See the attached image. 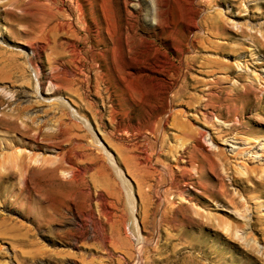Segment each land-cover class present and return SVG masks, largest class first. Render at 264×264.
<instances>
[{
	"label": "rangeland",
	"instance_id": "1",
	"mask_svg": "<svg viewBox=\"0 0 264 264\" xmlns=\"http://www.w3.org/2000/svg\"><path fill=\"white\" fill-rule=\"evenodd\" d=\"M161 1L0 0V264H264V223L259 224L264 194L252 189L257 178L253 173L251 180L232 183L233 177H245L243 168H264V0H240L236 9L227 1L215 9L200 7L199 27L191 33L169 0L174 24L168 34L153 23ZM218 8L227 22L210 39L224 43L220 58L246 76L237 80L232 74L204 100L200 90L216 69L218 56L206 49L210 47L201 20ZM126 9L137 17L135 31H128L133 42L153 40L179 67L176 72L167 64L169 73L150 76L171 79L169 95L182 81L190 85L172 111L140 103L147 88L135 74L152 61L164 60L154 48L145 46L139 63L123 71L117 67L115 36ZM173 26L179 29L174 36L186 57L174 50ZM241 41L239 56L245 63L238 66L230 49ZM246 72L258 74L257 79H248ZM251 81V87H243ZM192 93L196 99L190 98ZM173 108L184 111L173 114ZM228 126L230 132L218 137L214 128ZM200 129L201 137L195 134ZM238 147L249 150L238 157ZM64 155L66 170L55 172L52 167ZM71 170L78 176L71 178ZM220 187L227 189V197ZM226 218L231 219L229 230L223 226Z\"/></svg>",
	"mask_w": 264,
	"mask_h": 264
},
{
	"label": "bare ground",
	"instance_id": "2",
	"mask_svg": "<svg viewBox=\"0 0 264 264\" xmlns=\"http://www.w3.org/2000/svg\"><path fill=\"white\" fill-rule=\"evenodd\" d=\"M229 2V6L232 8V9H236V8H238L239 7V4H240V0H205L204 2H202V1H195V0H173V3H176V6H177V8H178V10H179V12L181 13V15H182V17H181V15H180V18H182V20H183V24L185 25V27H186V29H188L189 31H190V33L191 32H193L194 30H197L198 29V27H199V22H198V19H197V17H198V14L201 12V10H200V7H203V6H207V7H214V9H215V7H217V6H219V5H223V3L224 2ZM244 1V0H243ZM241 2H242V0H241ZM259 2V1H258ZM32 3V2H31ZM261 4V3H260ZM173 7H175V6H173ZM176 8V7H175ZM260 8V7H259ZM258 8V9H259ZM218 10H219V8L217 9V10H214L215 12L214 13H211L210 14V12L208 13L207 11V13L205 14V19L204 20H201V22L204 24L205 23V29H206V32H204V34H205V36H204V38H205V44H207V45H209V47H210V49L209 48H206V49H208V50H212V53L211 52H209V53H211V54H214V55H216V56H218V57H216V58H214L215 59V61H214V63L216 64L215 66H216V69L213 71V73L212 74H210V77H209V79H208V83H206V87L204 88L203 87V89L204 90H200V93L202 94L201 95V97H202V99L204 98V100H207V98H208V95L209 94H211L212 92H213V89L214 88H218L220 85H218V84H221V83H223V80H227L228 81V79H230V78H232V74H233V76L237 79V80H241L243 77H245L246 75H245V73H241V72H237V71H235L234 70V68H233V66H234V64L232 63H230V62H227V61H224V60H222L220 57H221V55H223V52H222V49L224 48V43H222V42H217V41H212L211 39V37H213V36H217V33H219V32H217V29H218V27H221V30H222V27L224 28V24H225V17H224V13L223 12H221L220 10H219V12H218ZM260 10V9H259ZM25 11V10H24ZM250 12H251V10H249ZM255 12V11H254ZM126 16H125V20H123V22H122V24H118L117 25V27H118V33H117V35L115 36V39H116V46H114L115 48H114V50L113 51H116V54H117V57H118V60H119V63L117 64V67H119L120 69V71L122 70L123 71V69H125L126 68V66H130V65H134V63H139L140 62V60H141V58H144L143 56L145 55V53L147 52V50L146 49H148V48H154V51H155V53L157 52V56H158V54L159 55H162L163 57H164V60H156V61H152V63L150 64L149 63V66L148 67H146V69H141L139 72H137L135 75H136V77H139L140 79H142L143 78V80L145 81V86H146V90H147V93H145L146 94V96L144 97V100L143 101H140V103H142L143 102V105H144V107H146V106H149L150 107V109H159V108H161V109H165V108H167V107H169L170 109L172 108V104L176 101V100H178L181 96H183V95H185L187 92H186V89L187 88H189L190 87V85L189 84H187L185 81H182L181 82V84L178 86V88L176 89V90H172L173 91V94H170L169 95V92L171 91V89L174 87H172L171 88V85H172V81H171V79H169V78H166V77H163L162 79H157V80H155V78L156 77H154V76H150V74H157V73H159V74H165V73H167L168 72V67H167V64L168 65H170V67H172L173 69H175V71L176 72H178V69H179V67L178 66H176L175 64H174V62L169 58V56H168V54L166 53V52H163V51H161L157 46H155V44H154V41L153 40H146V39H144V40H142V41H140V43L137 45L135 42H133V39H134V34H132L131 36H129L128 35V33L129 32H134L135 31V28H136V24H137V17H132V16H130V12H128L127 11V9H126ZM179 13V14H180ZM263 13V12H262ZM253 12H252V16H253ZM256 14V13H255ZM201 18V17H200ZM253 19V18H252ZM227 22V21H226ZM155 25H157L159 28H161L162 29V31L164 30V31H167V34L168 33H170V32H172L171 31V29H172V25L174 24V21L172 20V17H171V7H170V3H169V0H162L160 3H159V6H158V8H157V16H156V18L154 19V22H153ZM182 24V23H181ZM228 24V23H227ZM226 26V25H225ZM247 26V25H246ZM98 28V27H97ZM200 29V28H199ZM225 29V28H224ZM203 30V29H202ZM129 31V32H128ZM183 31V30H182ZM178 32H179V29L178 28H174V26H173V47H174V50L175 51H177V53H182V50H183V45H182V42L180 41V40H178V38H176L175 36H174V34H178ZM197 32V31H196ZM201 32V31H200ZM99 33V32H98ZM181 33V32H180ZM195 33V32H194ZM187 34V33H186ZM199 34V33H198ZM201 34H203V33H201ZM203 34V35H204ZM190 35V34H189ZM225 35V34H224ZM224 35H222V36H224ZM100 36H101V34H100ZM186 37V36H185ZM219 37V36H218ZM99 39H101L100 37H98ZM195 38H196V35L195 34H193L192 35V37L191 38H189V43H190V46L191 47H194V43H195ZM202 38V37H201ZM211 38V39H210ZM250 38H252V37H250ZM263 38H264V36H263ZM98 39V40H99ZM114 39V40H115ZM188 39V38H187ZM196 40H199L200 41V38L198 39H196ZM202 40H203V38H202ZM230 40V39H229ZM252 40V39H251ZM263 40V39H262ZM244 41V40H243ZM243 41H241V42H235V44H231L232 45V47H231V49H230V51L233 53L231 56L235 59V62H236V64L238 65V66H241V63H245V61L244 60H241V58H240V56H239V53H240V50L242 49V44H243ZM203 41H201V43H202ZM200 43V42H199ZM261 43V42H260ZM259 43V44H260ZM253 44H254V46H256L255 45V41L253 40ZM43 45V44H42ZM186 45H188V44H186ZM198 45H200V44H198ZM258 45V44H257ZM35 46V45H34ZM145 46L147 47L146 49H145ZM183 46V47H182ZM200 47V46H199ZM259 47V46H258ZM260 47H261V45H260ZM264 47V46H263ZM198 48V47H197ZM201 48V47H200ZM199 48V49H200ZM212 48V49H211ZM189 49V48H188ZM188 49H187V51H188ZM256 49H258V48H256ZM262 49V48H261ZM264 49V48H263ZM40 50H42V49H40ZM207 50V51H208ZM149 51V50H148ZM151 51V50H150ZM150 51L147 53V54H149L150 53ZM153 51V50H152ZM224 51V50H223ZM262 51V50H261ZM35 52V51H34ZM189 52V51H188ZM198 52V51H197ZM242 52V51H241ZM33 53V52H32ZM95 53V52H94ZM192 53H193V51H192ZM192 53H190V54H192ZM253 53L254 52H251V55H253ZM39 54V53H38ZM114 54H115V52H114ZM183 54V53H182ZM189 54V53H188ZM187 54V55H188ZM189 54V55H190ZM199 54V53H198ZM149 55H151V54H149ZM183 55H185V54H183ZM197 55V54H196ZM200 55V54H199ZM228 55H230V54H228ZM152 56V55H151ZM150 56V57H151ZM156 56V55H155ZM114 57H116L115 55H114ZM159 57V56H158ZM185 57H186V55H185ZM208 58L207 59H209V61H211L212 62V56H207ZM254 57V56H253ZM152 58V57H151ZM117 58H115V60H116ZM182 59H184V58H182ZM190 59V58H189ZM205 59V58H204ZM29 60H30V62H31V57H29ZM114 60V61H115ZM154 60H155V58H154ZM184 61V60H183ZM182 61V62H183ZM199 61V60H198ZM124 62V63H123ZM117 63V62H116ZM205 63V62H204ZM249 63V62H248ZM15 65H16V68L18 69V68H20V65H18L17 63H14ZM186 64H188V63H186ZM197 64V63H196ZM113 65V64H112ZM119 65V66H118ZM137 66V65H136ZM165 66H166V68H165ZM184 66H185V64H184ZM190 66H191V63H190ZM243 66V65H242ZM245 66V65H244ZM195 67V66H194ZM246 67V66H245ZM254 67H257V65H254ZM188 68H190V67H188ZM258 68V67H257ZM256 68V69H257ZM54 69V68H53ZM52 69V70H53ZM170 69V68H169ZM181 69V68H180ZM183 69V68H182ZM181 69V70H182ZM191 69V68H190ZM114 70V69H113ZM213 70V69H212ZM143 71H146L147 73H142ZM180 71V70H179ZM191 71V70H190ZM67 72V71H66ZM66 72H64V74L67 76V74H66ZM127 72V71H126ZM173 72V71H172ZM119 73V72H118ZM169 73V72H168ZM247 73V72H246ZM98 74V77H102L103 76V74L100 72V73H97ZM107 74V73H106ZM171 74V73H170ZM190 74V73H189ZM248 74V79L249 78H251V80L252 81H255L256 79H257V77H258V74H255V75H253V76H250L249 75V73H247ZM253 74V73H252ZM55 75V74H54ZM173 75V74H172ZM178 75H180V74H178ZM182 76H183V74H181ZM245 75V76H244ZM52 76L53 75H50V80L52 81L53 79H52ZM181 77V76H180ZM175 78V77H174ZM189 78V77H188ZM2 80H3V78H2ZM55 80V79H54ZM142 80V81H143ZM181 80V79H180ZM242 81H244V80H242ZM252 81H251V83H246V84H244L243 85V87L244 88H247V87H251L252 86ZM71 82V81H70ZM69 82V83H70ZM101 82V81H100ZM178 82V81H177ZM192 82V81H191ZM206 82V81H205ZM226 82V81H225ZM224 82V83H225ZM174 83H175V81H174V79H173V85H174ZM194 83V82H193ZM197 83V82H196ZM200 84V83H199ZM203 84V83H202ZM143 85H144V83H143ZM177 85V84H176ZM205 85V84H204ZM216 85H218V86H216ZM222 85V84H221ZM231 85V84H230ZM236 85V84H235ZM234 84H232L231 85V88H232V90L233 89H235V88H237L236 86H235ZM55 86V85H54ZM193 87H194V85H192ZM215 86V87H214ZM193 87H191V88H193ZM222 87H224V86H222ZM57 88V86H55L54 87V91H56L55 89ZM109 88V87H108ZM144 88V87H143ZM201 88V87H200ZM241 88V87H240ZM58 89V88H57ZM122 89V88H121ZM145 89V88H144ZM143 89V90H144ZM194 89H197V87H195ZM223 89V88H222ZM238 89V88H237ZM108 90V89H107ZM231 90V89H230ZM237 91V90H236ZM216 92H217V90H216ZM239 92V91H238ZM214 93V92H213ZM231 93V92H230ZM216 94V93H215ZM219 95V94H218ZM191 97V99H196L197 98V95H195V94H191L190 95ZM189 97V96H188ZM199 97V96H198ZM201 97H199V98H201ZM219 97V96H218ZM151 98H154L155 100H154V102H153V104H151ZM204 100H202V103H203V101ZM199 101V99L197 100V102ZM177 102V101H176ZM179 102V101H178ZM209 102V101H208ZM199 103V102H198ZM201 103V102H200ZM210 103V102H209ZM213 103V102H212ZM192 104V103H191ZM214 104V103H213ZM141 105V104H140ZM175 105V104H174ZM201 105V104H200ZM215 105V104H214ZM148 107V108H149ZM174 108H175V106H173ZM189 107V106H188ZM197 107H199V106H197ZM197 107H195V108H197ZM173 108V114H177V113H182L184 110L182 109V110H177V109H174ZM194 108V107H193ZM211 108V107H210ZM218 108V107H217ZM125 109H126V107H124V109H122L124 112H126L125 111ZM197 110V109H196ZM205 110H206V108H205ZM214 110V109H213ZM212 110V111H213ZM217 110V109H216ZM219 110V109H218ZM116 111V110H115ZM152 111V110H151ZM170 111H172V109L170 110ZM211 111V112H212ZM215 111V110H214ZM117 112V111H116ZM187 112V111H186ZM211 112H209V113H211ZM111 113H112V115L114 114V109H112L111 110ZM150 113H152V112H149V114ZM164 113V112H163ZM203 113H205L204 111H203ZM207 113H208V111H207ZM165 114V113H164ZM213 114V113H212ZM218 114V113H217ZM216 114V115H217ZM71 115L72 116H75L74 115V113H71ZM170 116H172L171 114H169ZM181 115V114H180ZM214 115V114H213ZM204 116V115H203ZM206 116V115H205ZM204 116V117H205ZM218 116H219V114H218ZM173 117V116H172ZM217 117V116H216ZM75 118H76V116H75ZM124 118V117H123ZM165 118H167V117H165ZM175 118V117H174ZM213 118V117H212ZM219 118V117H218ZM71 119V118H70ZM158 119V118H157ZM160 119V118H159ZM158 119V120H159ZM170 119V118H169ZM206 119V118H205ZM204 118H203V120H205ZM211 119V118H210ZM167 120V119H166ZM117 121V120H116ZM160 121V120H159ZM232 121H234V120H232ZM168 122V121H167ZM176 122V121H175ZM181 122V121H180ZM180 122H179V124H180ZM184 122V121H183ZM207 122H209V121H207ZM212 122V121H211ZM214 123H212V125H214L215 124V121H213ZM236 122V121H235ZM238 122V121H237ZM74 123H77V122H75L74 121ZM160 123V122H159ZM174 123V122H173ZM182 123V122H181ZM183 124V123H182ZM181 124V125H182ZM227 124V123H226ZM171 125H172V122H171ZM208 125V124H207ZM211 125V124H210ZM211 125V126H212ZM236 125V124H235ZM156 126V125H155ZM183 126H185V125H183ZM215 126V125H214ZM217 126V125H216ZM218 126H219V124H218ZM164 127V126H163ZM181 127V126H180ZM235 127V126H234ZM208 128H209V126H208ZM227 128V127H226ZM231 126H228V128L227 129H225L224 127H215L214 129H216L217 130V135H218V137H221L222 139H223V137L224 136H226L229 132H230V130H231ZM158 129H160L159 127H158ZM189 129V128H188ZM185 130V129H184ZM206 130V129H205ZM60 131V130H59ZM187 131V130H186ZM189 131V130H188ZM183 132V131H182ZM157 133V132H156ZM184 133V132H183ZM186 133V132H185ZM192 133H193V131H192ZM153 134V133H152ZM196 136H197V134L201 137L204 133H203V131H201V129L200 130H198V131H196ZM207 134H208V132H207ZM206 134V135H207ZM166 135V134H165ZM211 135V134H210ZM162 137V136H161ZM205 137V136H204ZM215 137H216V135H215ZM229 137V136H228ZM228 137H226V138H228ZM171 138V137H170ZM199 139H201V138H199ZM202 139H205V138H202ZM245 139V138H244ZM192 140V139H191ZM210 140H214V135L212 134L211 136H210ZM248 140V139H247ZM249 140H250V138H249ZM248 140V141H249ZM252 140V139H251ZM198 141V140H197ZM204 141V140H203ZM215 141V140H214ZM213 141V142H214ZM251 142V141H250ZM199 143V142H198ZM197 143V144H198ZM245 143V142H244ZM193 144V143H192ZM191 144V145H192ZM248 144H249V142H248ZM247 144V145H248ZM166 145V144H165ZM170 145V144H169ZM174 145V144H173ZM250 145V144H249ZM167 146V145H166ZM185 146V145H184ZM183 145H182V147H184ZM193 146H194V144H193ZM199 146V145H198ZM264 146V145H263ZM262 146V147H263ZM170 147H171V145H170ZM176 147V146H175ZM188 147V146H187ZM197 147V146H196ZM163 148H165V147H163ZM169 148V147H168ZM173 148V147H172ZM179 148V147H178ZM184 148H186V147H184ZM191 148H192V146H191ZM199 148V147H198ZM240 147H238V149L236 150V152L234 153V154H236V156L238 155V157H239V155L241 156V154H242V152L243 151H245V150H249L248 149V147H243V150H240L239 149ZM252 148H253V146H252ZM170 149V148H169ZM176 149V148H175ZM181 149V148H180ZM183 149V148H182ZM181 149V150H182ZM195 149V148H194ZM245 149V150H244ZM160 150V149H159ZM161 150H164V149H161ZM167 150V149H166ZM165 150V151H166ZM173 150V152H174V148L172 149ZM177 150V149H176ZM175 150V151H176ZM196 150V149H195ZM203 151V150H202ZM251 151V150H250ZM159 152H161V151H159ZM171 152V151H170ZM201 152V151H200ZM214 152H215V150H214ZM163 153L165 154L166 152H164L163 151ZM162 153V154H163ZM176 153V152H175ZM194 153V152H193ZM202 153V152H201ZM216 153H218V154H220L221 153V151L220 150H217V152H215V154ZM245 153V152H244ZM167 154H168V152H167ZM213 154V156H214V153H212ZM222 154H223V152H222ZM248 154V153H247ZM169 155V154H168ZM173 155V154H172ZM171 155V156H172ZM195 155V154H194ZM199 155V154H198ZM211 155V154H210ZM244 155V154H243ZM170 156V155H169ZM174 156V155H173ZM178 156V155H177ZM220 156V155H219ZM227 156V155H226ZM225 155H224V157H226ZM245 156H248V155H245ZM68 157V156H67ZM66 157V158H67ZM175 157V156H174ZM181 157H183L182 155H181ZM217 156H215V158H216ZM221 157H223V155L222 156H220V158ZM242 157V156H241ZM240 157V158H241ZM69 158V157H68ZM180 158V157H179ZM178 158V159H179ZM247 158V157H246ZM212 159V158H211ZM224 159H226V158H224ZM227 159H230V158H228L227 157ZM233 159V158H232ZM244 159V158H243ZM64 160H66L65 159V155H64V157H61V159L58 161V163H56V165L54 166V167H52L53 168V170L55 171V172H64L66 169L64 168V166H63V161ZM184 160V159H183ZM188 160H189V157H188ZM206 160V159H205ZM209 160V159H208ZM212 160H214V158L212 159ZM219 160V159H218ZM217 160V161H218ZM237 160V159H236ZM173 161V160H172ZM175 161V160H174ZM187 161V160H186ZM190 161V160H189ZM207 161V160H206ZM216 161V160H215ZM226 161V160H225ZM225 161L223 160V161H221V162H223V163H225ZM232 161V160H231ZM238 161V160H237ZM242 161V160H241ZM178 162V161H177ZM210 162V161H209ZM214 162V161H213ZM220 162V161H219ZM220 162V163H221ZM234 162V161H233ZM233 162H231V163H233ZM238 162H240V161H238ZM243 162V161H242ZM241 162V163H242ZM245 162H246V160H245ZM179 163V162H178ZM184 163V162H183ZM191 163H192V160H191ZM195 163V161L193 162V164ZM222 163V164H223ZM227 163H228V161H227ZM230 162H229V164L228 165H232ZM237 163V162H236ZM67 164H68V162H67ZM161 164V163H160ZM164 164H166V163H164ZM167 164H168V162H167ZM188 164H190V162L188 163ZM196 164V163H195ZM210 164V163H209ZM216 164H218V163H216ZM159 165V164H158ZM169 165V164H168ZM226 165V164H225ZM243 165V164H242ZM245 165V164H244ZM243 165V166H244ZM170 166V165H169ZM168 166V167H169ZM180 166V165H179ZM196 166V165H195ZM210 167H212L213 165L211 164V165H209ZM234 166V165H233ZM236 166H238V163H237V165ZM262 165H260V166H258V165H256V166H253V167H251V168H243V169H246V173L247 174H245V177L244 178H240V177H233L232 178V183H234V184H237V183H239V181H242V182H245V181H247V180H251V179H253L252 178V174L251 173H253V175H254V177H257L256 179H254V183H255V185L253 186V188L252 189H254V190H257L260 194H264V168L263 167H261ZM43 167V166H42ZM70 167V166H69ZM171 167V166H170ZM176 167V166H175ZM201 166H199V168H200ZM219 167H220V165H219ZM229 167V166H228ZM78 168V167H77ZM199 168H198V170H199ZM213 168V167H212ZM221 168V167H220ZM219 168V169H220ZM239 168L240 167H237V169L235 170V171H240V172H238V173H243L242 171H244V170H241V168H240V170H239ZM168 169V168H167ZM170 169V168H169ZM183 169V168H182ZM195 170H196V168H194ZM214 169V168H213ZM213 169H211L212 171H213ZM232 169V168H231ZM172 170V169H171ZM178 170H180V169H178ZM189 170H191V168L189 169ZM204 170V169H203ZM222 170H223V168H222ZM169 171V170H168ZM227 171V170H226ZM229 171V170H228ZM228 171H227V173H228ZM233 171V170H232ZM183 172V171H182ZM185 172V171H184ZM183 172V173H184ZM199 172V171H198ZM200 172H201V169H200ZM229 172H231V171H229ZM259 172H261V173H259ZM77 172H76V170H71V178H75V176L77 175L78 176V174H76ZM150 173H151V171H150ZM166 173H168V172H166ZM172 173V172H171ZM175 173V172H174ZM196 173V172H195ZM218 173V172H217ZM224 173V172H223ZM235 173V172H234ZM259 173V174H258ZM149 174V173H148ZM163 174V173H162ZM187 174H189V173H187ZM192 174V173H191ZM225 174V173H224ZM231 174V173H230ZM239 174V175H240ZM146 175V174H145ZM190 175V174H189ZM237 175V174H236ZM26 176V175H25ZM24 176V177H25ZM167 176V175H166ZM149 177V176H148ZM165 177V176H164ZM193 177H195V176H193ZM169 178V177H168ZM191 178V177H190ZM223 178H224V176H223ZM148 179V178H147ZM196 179V178H195ZM26 180H28V178L26 179ZM184 180V179H183ZM189 180H191V179H189ZM193 181V180H192ZM221 181V180H220ZM191 182V181H190ZM194 182V181H193ZM174 183V182H173ZM180 183V182H179ZM221 183V182H220ZM241 183V182H240ZM141 184V183H140ZM153 184V183H152ZM184 184V183H183ZM188 184V183H187ZM199 184V183H198ZM231 184V183H230ZM248 184V183H247ZM247 184L244 186V187H246L247 186ZM253 184V183H252ZM201 185V184H200ZM232 185V184H231ZM250 185V184H249ZM157 186V185H156ZM159 186V185H158ZM171 186V185H170ZM220 186V185H219ZM223 186H224V184H223ZM236 186V185H235ZM182 187V186H181ZM197 187H198V185H197ZM225 187V186H224ZM151 188H152V186H151ZM173 188V187H172ZM176 188V187H175ZM177 188H178V185H177ZM196 188V187H195ZM195 188H193L194 190H195ZM221 188V187H220ZM248 188V187H247ZM246 188V189H247ZM250 188V187H249ZM179 189V188H178ZM199 189H200V187H199ZM204 189V188H203ZM146 190V189H145ZM221 190H223L222 191V194L224 195H222L223 197H227L228 196V193L229 192H227V189L226 188H221ZM250 190V189H249ZM150 191H151V189H150ZM203 191V190H202ZM247 191V190H246ZM141 192V191H140ZM163 192H165V191H163ZM176 192V191H175ZM179 192V191H178ZM183 192V191H182ZM181 192V193H182ZM237 192V191H236ZM256 192V191H255ZM88 193V192H87ZM165 193H169V191L167 190V192H165ZM221 192H219V194H220ZM233 193V192H232ZM235 193V192H234ZM258 193V194H259ZM164 194V193H163ZM172 194V193H171ZM170 194V195H171ZM214 194V193H213ZM236 194V193H235ZM242 194V193H241ZM240 194V195H241ZM187 195V194H186ZM221 195V194H220ZM253 195V194H252ZM215 196V195H214ZM213 196V197H214ZM217 196L219 197V195H218V193H217ZM260 196V195H259ZM262 196V195H261ZM150 197V196H149ZM159 197V196H158ZM217 197V198H218ZM221 197V196H220ZM223 197L221 198V199H223ZM240 197V196H239ZM241 197H243V196H241ZM250 198L251 197H253V196H249ZM248 197V198H249ZM255 197H257V196H255ZM180 198V197H179ZM197 198H199V197H197ZM207 198V197H206ZM210 198V197H209ZM216 198V199H217ZM235 198V197H234ZM264 198V197H263ZM151 199V198H150ZM210 199H212V197L210 198ZM225 199V198H224ZM241 199V198H240ZM147 200V199H146ZM184 200H185V198H184ZM239 200V199H238ZM253 200V199H252ZM169 201V200H168ZM192 201V200H191ZM226 201H228V200H226ZM231 203H233L232 201H231V199L229 200ZM245 199H244V203H245ZM255 201V200H254ZM106 202V201H105ZM167 202V201H166ZM172 202V201H171ZM187 202V201H186ZM185 202V203H186ZM198 202V201H197ZM216 202L218 203V201L216 200ZM215 202V203H216ZM258 202V201H257ZM263 202V201H262ZM184 203V202H183ZM182 203V204H183ZM188 203V202H187ZM189 203H190V201H189ZM227 203V202H226ZM259 203H260V201H259ZM178 204V203H177ZM180 204V203H179ZM195 204V203H194ZM221 204V203H220ZM223 204H224V202H223ZM248 204V203H247ZM261 204V203H260ZM212 205V204H211ZM219 205V204H218ZM240 205V203H237V205H236V208H237V206H239ZM245 205H246V203H245ZM262 205V204H261ZM197 206H199L198 204H197ZM205 206H207V205H205ZM229 206V205H228ZM231 206V205H230ZM162 207V206H161ZM173 207H175V206H173ZM181 207V206H180ZM200 207V206H199ZM243 207V206H242ZM247 207V206H246ZM192 208H194L193 206H192ZM197 208V207H196ZM213 208V207H212ZM215 208V207H214ZM150 209V208H149ZM173 209V208H172ZM182 210L184 209V208H181ZM202 210H203V208H201ZM200 209V210H201ZM206 209V208H205ZM230 209H232V208H230ZM242 209V208H241ZM240 209V210H241ZM185 210V209H184ZM199 210V211H200ZM220 210V209H219ZM234 210H235V208H234ZM238 210V209H237ZM239 210V211H240ZM256 210H258V208L256 209ZM204 211V210H203ZM205 212H207V215H209V213H208V211H205ZM204 212V213H205ZM213 212V211H212ZM211 212V213H212ZM233 212V211H232ZM235 212V211H234ZM249 212V211H248ZM257 212V211H256ZM164 213L165 214H167L165 211H164ZM210 213V214H211ZM220 213V212H219ZM90 214V213H89ZM229 215V214H228ZM227 215V216H228ZM148 216V215H147ZM238 216V215H237ZM248 216V215H247ZM246 216V218H248ZM261 216V215H260ZM90 217V216H89ZM146 217V216H145ZM166 217V216H165ZM232 217V216H231ZM249 217H250V215H249ZM148 218V217H147ZM177 218V217H176ZM175 218V219H176ZM197 218H199V217H197ZM202 218V217H201ZM220 218V217H219ZM222 218V217H221ZM233 218V217H232ZM242 218V217H241ZM216 219V218H215ZM227 220H223V223L225 224V225H223L224 226V228H225V230H229V227L230 226H232V225H230V223L228 222V221H230V220H228V218H226ZM234 219V218H233ZM244 219V218H243ZM173 220V219H172ZM236 220V219H235ZM239 221H240V219H238ZM245 220V219H244ZM145 221V220H144ZM182 221V220H181ZM202 221V220H201ZM220 221V220H219ZM234 221V220H233ZM239 221H236V222H239ZM231 222V221H230ZM222 223V224H223ZM241 223V222H240ZM264 223V217H263V220L262 219H259V224H263ZM213 224V223H212ZM254 224H256V223H254ZM219 225V224H218ZM258 225V224H257ZM256 225V226H257ZM212 226H215V225H212ZM222 226V227H223ZM246 226V225H245ZM249 226V225H248ZM168 227V226H167ZM207 227V226H206ZM209 227V226H208ZM211 227V226H210ZM209 227V228H210ZM254 228V227H253ZM257 228V227H256ZM261 228V227H260ZM182 229V228H181ZM180 229V230H181ZM204 229V228H203ZM213 229H215V228H213ZM246 229V228H245ZM101 230V229H100ZM238 230H240V229H238ZM251 230H253V229H251ZM239 232V231H238ZM244 232V231H243ZM258 232V231H257ZM263 232V231H262ZM149 233V232H148ZM222 234V233H221ZM230 234V233H229ZM189 235V234H188ZM191 235V234H190ZM243 235V234H242ZM254 235V234H253ZM259 235V234H258ZM203 236H205V235H203ZM231 238V237H230ZM254 238V237H253ZM204 239V238H203ZM195 241V239H192V241ZM205 240V239H204ZM244 240H248V238H247V235H244ZM249 241V240H248ZM196 242V241H195ZM194 242V243H195ZM200 243V242H199ZM199 243H197L196 242V244H199ZM193 247V246H192ZM196 250V249H195ZM202 251V250H201ZM204 252H206V251H204ZM201 254V253H200ZM194 263V262H193Z\"/></svg>",
	"mask_w": 264,
	"mask_h": 264
}]
</instances>
